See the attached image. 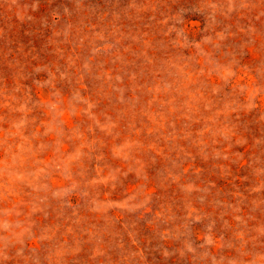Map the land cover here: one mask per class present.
<instances>
[{
  "label": "rangeland",
  "instance_id": "1",
  "mask_svg": "<svg viewBox=\"0 0 264 264\" xmlns=\"http://www.w3.org/2000/svg\"><path fill=\"white\" fill-rule=\"evenodd\" d=\"M0 264H264V0H0Z\"/></svg>",
  "mask_w": 264,
  "mask_h": 264
}]
</instances>
